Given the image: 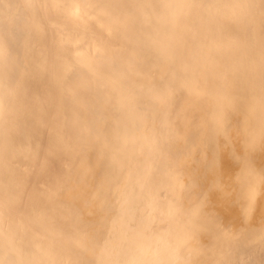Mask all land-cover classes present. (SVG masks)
Wrapping results in <instances>:
<instances>
[{
  "label": "bare ground",
  "instance_id": "6f19581e",
  "mask_svg": "<svg viewBox=\"0 0 264 264\" xmlns=\"http://www.w3.org/2000/svg\"><path fill=\"white\" fill-rule=\"evenodd\" d=\"M0 264H264V0H0Z\"/></svg>",
  "mask_w": 264,
  "mask_h": 264
}]
</instances>
